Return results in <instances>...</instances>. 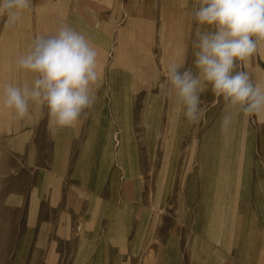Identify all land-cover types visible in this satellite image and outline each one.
<instances>
[{
	"label": "rangeland",
	"instance_id": "1",
	"mask_svg": "<svg viewBox=\"0 0 264 264\" xmlns=\"http://www.w3.org/2000/svg\"><path fill=\"white\" fill-rule=\"evenodd\" d=\"M63 3L32 0L11 28L0 18V96L31 84L17 58L63 25L98 49L102 72L73 127L50 124L40 105L23 120L0 106V264H264L253 117L222 132L225 103L209 86L193 125L160 87L169 63L192 66V5L118 0L110 22L87 8L83 25Z\"/></svg>",
	"mask_w": 264,
	"mask_h": 264
},
{
	"label": "clouds",
	"instance_id": "2",
	"mask_svg": "<svg viewBox=\"0 0 264 264\" xmlns=\"http://www.w3.org/2000/svg\"><path fill=\"white\" fill-rule=\"evenodd\" d=\"M31 8L32 0H0L4 27L15 26ZM192 15L199 26L191 41L192 66L169 63L161 89L176 97L193 125L204 119L201 93L209 86L225 103L222 132L241 114L264 117V81L244 70L264 47V0H195ZM98 58V49L71 26L37 36L16 60L18 70L32 74L31 84L5 85L0 106L23 120L30 106L40 105L47 109L50 124L58 129L73 127L88 118L96 102L93 86L102 77Z\"/></svg>",
	"mask_w": 264,
	"mask_h": 264
},
{
	"label": "crops",
	"instance_id": "3",
	"mask_svg": "<svg viewBox=\"0 0 264 264\" xmlns=\"http://www.w3.org/2000/svg\"><path fill=\"white\" fill-rule=\"evenodd\" d=\"M64 2L66 8L69 10V15L76 17L78 22L85 24L87 8L92 9V16L99 18L100 23L110 22L114 16L111 11L116 7L118 0H53ZM140 2V1H139ZM165 4L172 7H191L195 4V0H173L168 2L165 0ZM183 5V6H182ZM198 25L195 22V32L198 29ZM244 70L248 71L251 76L258 81H264V47H261L257 54H255L245 65ZM255 121L256 136H260V142L262 149L264 150V117L253 116ZM262 210V209H261ZM237 254L241 255L240 250ZM128 263V261H126ZM224 264H229L228 262ZM235 264V263H233Z\"/></svg>",
	"mask_w": 264,
	"mask_h": 264
},
{
	"label": "bare ground",
	"instance_id": "4",
	"mask_svg": "<svg viewBox=\"0 0 264 264\" xmlns=\"http://www.w3.org/2000/svg\"><path fill=\"white\" fill-rule=\"evenodd\" d=\"M119 38V37H118ZM115 61V60H114ZM116 61H118V60H116ZM116 65V64H115Z\"/></svg>",
	"mask_w": 264,
	"mask_h": 264
}]
</instances>
